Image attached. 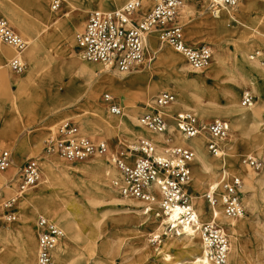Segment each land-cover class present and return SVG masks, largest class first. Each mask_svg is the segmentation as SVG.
<instances>
[{"label": "rangeland", "instance_id": "1", "mask_svg": "<svg viewBox=\"0 0 264 264\" xmlns=\"http://www.w3.org/2000/svg\"><path fill=\"white\" fill-rule=\"evenodd\" d=\"M99 1L100 0H71V2L78 7V11H74L70 14V18L73 21L71 24L73 41H75L76 34L82 29L86 22L89 12L99 10L97 8ZM126 1L127 0H121L116 6L115 4L114 6L111 5L108 7V10L104 11L115 9ZM34 2L43 4V8L47 11L49 10L47 0H0V4L4 8L3 11H5V9L10 10V12L12 11L16 18L10 21L1 12L0 15L4 17L13 30L27 42L26 48L19 52L13 47V49L10 48V45V47L6 46L8 45L6 43H0L4 49L7 48L11 51L8 56L9 61L6 63L9 70L10 85H0V141L6 144V146H0V148L7 149L11 153L10 167L4 172H0V264H23L22 256L24 254V248L29 241L28 235L30 233L33 236L32 257L35 260L36 233L34 231V224L38 216H44L55 220L63 230L62 222L58 221L56 217L50 216L44 209V206L52 201L51 195L55 191H57L61 200L67 199L66 194L63 193L59 186H50L40 182V180L36 186L27 190L22 196L15 198L16 189L13 182L9 184V186L4 185V183L8 181L11 175L17 172L26 158L36 156L41 159L43 155H45V152L42 150L44 140L50 137H56L57 128L66 121L71 122L77 127L75 136H86L93 139L105 140L108 142L111 149H115L117 144H122L123 146L131 145L139 138L145 137L142 133H137L138 130L143 131L145 128H143L139 122L137 124L129 120V117L134 114L139 121L141 114L152 108L154 99L159 93L164 91L172 92L177 100L182 93L194 95L201 101L203 106L208 108L207 116H201L194 111L192 101L188 103L187 108L175 107L174 105L170 106L169 114L172 115L173 113L182 111H191L203 121H210L217 118L228 121L230 125V135L222 144V152L225 153L226 170L229 174H237L238 176H240V174L237 172L244 174L248 171L254 174V176L258 175L251 168L242 164L241 159L246 155L258 153V148H261L259 151L264 149V136L262 137V143L259 145L260 147H253L249 139L246 141L241 138L239 134V129L243 127L245 114H239V111L231 115L224 113L213 114L212 108L222 109L229 101L239 104L241 94L244 91H249L255 96V101L261 104V117H264V90L263 94H258L253 90V85L250 81L235 85L233 81L230 80L231 73L221 72L216 74V72L210 68L211 65L202 69V72H187L188 74L186 75L183 66L188 63L170 46L166 44L161 45L158 32H156L157 43L161 45V50L150 55L144 54V59L142 63L139 64L143 67L137 66L131 69L130 72H126V74L123 73L125 79L135 74L134 71L136 69L142 68L145 74V78L141 82L142 92L129 94L120 91L116 94L108 90V87H103L98 94V103L95 104L87 94V77L78 73L73 67H69V69L65 68L68 57L70 60L71 55L68 56L63 53L65 45H61L62 43H60V41L59 43L53 41L51 46L45 45L46 48L40 49L32 61L24 55V51L29 47L28 42L30 41L31 31L34 26H37V18L41 17L40 13H42L35 10ZM89 3H91V9L88 8L84 10ZM207 4L208 0L206 2L203 0H193V4L190 6L193 12L188 14L186 19L179 17L177 14V20L178 23L183 26L185 37L188 41L206 44L210 47L211 51H213L215 43H219V40L211 27L205 22H202V18L210 16L211 11L208 10ZM247 5L250 6L249 10L244 9ZM151 7L152 2L150 1L149 6L146 7L144 11L142 10L141 15L145 14ZM66 9L65 1L63 0L57 11L61 14L64 13ZM200 12H202L201 15H199ZM234 13L235 19L247 25L245 27V34H242L246 36V39L242 43H238L240 48L248 46V54L256 47H264L262 41L253 39V37L250 36L252 32H254V29H258L260 33L264 34V0H244L243 2L239 0L237 11H234ZM76 15L77 19H73ZM234 18H230L229 20L231 27H236L237 25ZM42 19H44L43 15ZM256 20L259 21L256 23ZM65 26L69 28V21L66 19L61 27L63 28ZM22 27L23 31L21 30ZM221 48L224 49V58L228 65L237 63L240 60L242 61V55L238 51H235V45L232 41H227ZM71 50L74 53L78 52L75 46H71ZM167 51L173 52L178 56V59L171 60L161 55L167 53ZM4 55L7 56V54ZM16 55H19L24 63V69L21 72H13L9 65L10 60ZM232 55L236 56L235 60L231 57ZM4 57L3 59L5 60ZM243 62L246 65L244 59ZM83 63L89 66L93 65V63L84 61ZM247 69L249 70L250 68L247 66ZM103 76L104 74L100 75L99 78H103ZM247 77L249 79L252 78L251 82H256L249 74H247ZM225 85L232 86V93L234 94L224 92L223 86ZM69 91L72 98L78 96L80 99L74 103H67L69 101ZM105 93H110L114 96L116 102L122 107L123 115L120 118L108 112L107 105L103 100V95ZM101 116L111 122L112 129L110 133L101 132L97 135L79 134L80 122L83 118L86 117L97 122ZM262 123L261 120V126L259 129L253 131L252 134H264V125ZM171 126L174 127V124H171ZM169 133L170 131L166 135H170ZM202 137L205 140V150L210 157L212 155L206 147L207 138L204 136ZM19 141L23 142V151L17 154L13 149ZM36 143L39 144V147L36 146ZM52 155H55L53 157H55L56 160L71 167L73 170L84 167L94 160L105 162L104 157L100 156L81 162H69L56 153ZM13 164H15L16 167L12 166ZM219 167L220 165L217 169H219ZM73 173L76 178L82 176L80 172ZM193 175V170L191 169V181L188 194L200 196L202 190L192 185ZM218 178L219 174L217 172L214 178L215 182H217ZM110 185H112V182H110ZM263 187L264 180L262 185L257 189ZM71 191L74 196H81L78 187H74ZM241 192L242 203L245 208V218L241 222V226H239L237 234L235 235V237H237L236 240L234 241L229 236L230 243H232V245L235 244L239 250V260L237 264H264V200L256 192V208L252 210L245 202V199L243 200L245 195L242 190ZM113 194L118 197L121 196L116 192H113ZM10 198H15L13 205L15 219L13 221H6V217L4 216V203ZM31 198H33V200L36 198L35 203L30 202L24 206L23 201L26 202L27 199L31 200ZM203 199H205L207 205H209L206 197L203 196ZM40 200H43L42 203L44 205L38 204ZM216 206L221 211L219 204ZM86 207L91 210L93 216H88V214L84 212L82 218H80L79 222L82 228L81 237L76 239L75 243H70V247L66 254L69 262L74 264H177V262L189 264L186 263V261L190 260L188 256L179 255L178 251L175 249L164 248L163 244L166 242L167 235H160L159 239L151 238V233L154 232V227L158 224V218L151 216H147L146 218L140 217L141 221H146L145 224H141V222V225L130 221H117L114 216H119V213L113 209L119 208L120 206L113 207L112 203L107 200L104 202L100 201L99 204L93 206L86 203ZM94 219L95 221L99 219V223L101 220V235L95 249H91L87 244V238L89 236L91 238L95 236L93 231L95 224ZM225 228L228 229L227 227ZM139 230L145 233V247H139ZM64 232L63 230V233ZM226 232L229 235V231L227 230ZM170 236L181 237L176 234H170ZM63 238L61 240H63ZM102 240L108 242L109 249H107V251H101L100 249L99 242H102ZM196 243L199 244V248L196 246L195 252L193 253L199 254V251H201L200 238L196 240ZM147 248H149L148 251H146ZM166 252L171 255L170 260L164 259L163 254ZM53 262L56 264L55 261Z\"/></svg>", "mask_w": 264, "mask_h": 264}, {"label": "built area", "instance_id": "2", "mask_svg": "<svg viewBox=\"0 0 264 264\" xmlns=\"http://www.w3.org/2000/svg\"><path fill=\"white\" fill-rule=\"evenodd\" d=\"M63 0H47L50 10L57 11ZM152 7L143 15L142 0H127L121 6L109 10L89 12L82 29L75 36L76 48L81 58L99 64L119 73L129 72L144 59L146 36L151 31L158 32L160 44L170 46L193 68L202 70L210 62L211 49L206 44L193 43L185 37L183 26L177 20V8L181 0H150ZM239 0H212L209 9L215 8L237 11ZM233 13L232 15H234ZM0 40L18 52L26 48L27 42L13 30L8 21L0 15ZM249 59L264 64V47L254 48ZM13 72H21L24 63L20 57L9 62ZM108 112L121 116L122 107L110 93L103 95ZM176 100L172 92H161L152 108L141 114L140 125L153 132L167 134L174 124L175 130L188 140L201 135L207 138L206 147L213 157L222 154V144L229 137L230 125L223 119L203 121L191 111L173 113L167 108ZM255 96L249 91L241 94L242 106H250ZM264 124V117H263ZM77 127L69 121L57 128L56 137L44 140L43 151L56 153L69 162H81L97 156L117 171L112 186L123 197L141 202L143 215L161 218L178 210L175 222L165 224L164 235L176 234L177 229L188 227L198 233L205 260L198 264H228L230 239L225 228L212 221H202L188 194L191 177V162L194 150L186 144L158 145L149 138L142 137L131 145L117 144L111 149L105 140L86 136H75ZM36 156L24 160L16 173L8 178L15 185V198L37 185L40 177V163ZM242 164L255 173L264 174V149L241 159ZM11 153L0 148V172L10 167ZM242 179L237 174H229L222 169L210 196L206 199L211 207L219 204L223 215L239 219L245 214L242 203ZM15 198L5 201L6 221H13ZM36 233V264H53V251L64 233L59 224L48 217L38 216L34 224Z\"/></svg>", "mask_w": 264, "mask_h": 264}, {"label": "bare ground", "instance_id": "3", "mask_svg": "<svg viewBox=\"0 0 264 264\" xmlns=\"http://www.w3.org/2000/svg\"><path fill=\"white\" fill-rule=\"evenodd\" d=\"M64 1L67 9L64 13L61 14L59 11H52L50 9L47 11L43 8V4L34 2L35 10L39 13H42H40L41 17L37 18V26H34L31 31L32 33L30 35V41L28 42L29 47L24 51V55L32 61L34 60L36 53L40 49L46 48L45 45L51 46L53 41H57V43H59L60 41V43H62L61 45H65L63 53L67 54L68 56L71 55L70 60L68 57V61L65 65V68L69 69V67H73L78 73H81L82 75L87 77V94L95 104L98 103V94L100 89L103 87H108V90H111L116 94H118L120 91L129 94H134L136 92L141 93V82L145 78V74L143 73L142 68L136 69L134 71L135 74H132L130 77L124 79L123 73L108 69L99 64H93L92 66L86 65L85 63H83L84 60L81 58L80 52L78 51L76 52V54L71 50V46L76 47V44L75 41L72 40L71 24L73 21L70 18V14L74 11H78V7L74 5L71 0ZM119 1L121 0H100L97 5V8L103 11L108 10V7H110L111 5L114 6V4L116 6ZM203 1L206 2L207 0ZM211 1L212 0H208L207 4V8L210 11L211 9H209V4ZM243 1L244 0H242V2ZM149 4V0H142L141 9L144 11L145 8L149 6ZM191 4H193V0H181V3L177 8V14L179 15V17L186 19L188 17V14H191V12H193L190 7ZM90 5L91 3H89L86 8L84 7V10H87L88 8L91 9ZM3 9L4 8L0 4V12L10 21L16 18L15 14H13L12 11L10 12V10L6 9L5 11H3ZM244 9L249 10L250 6L247 5L244 7ZM223 10L225 9L215 8L213 12H210L209 17L202 18V22H205L211 27V29L217 35V39L219 40V43H215V48L213 49V51H211V60L207 67L211 65L210 68L214 70L216 74L221 72L228 74L231 73L232 75L230 77V80L233 81V84L235 85L240 84L241 82L250 81V83L253 85V90L261 95L263 94L264 90V64L249 59V53L247 54L248 46H243V48H240V45L238 44L242 43L246 39V36L242 34H245V27L247 25H244L243 23L235 19L234 15H232L234 12H232L231 10ZM201 14L202 12L199 13V15ZM42 15L44 19H42ZM230 18L235 19V21L237 22L236 27H231L229 21ZM65 19L69 21V28H67L66 26L63 28L61 27ZM73 19H77V15L73 17ZM258 21L259 20H256L255 22L257 23ZM21 30L23 31V27L21 28ZM250 36L253 37V39L260 40L264 43V34L260 33L258 29H254V32H252ZM229 40L232 41L235 45V51H238L242 55V61L240 60L237 63H232L231 65H228V63L225 61L224 49L221 48V46ZM157 42L158 41L156 31L153 30L148 33L145 41L144 54L150 55L154 52L156 53L160 51L161 45L163 44L159 45ZM0 43L3 42L0 40ZM6 46L10 47L9 45ZM9 53H11V51L7 48L4 49L0 44V85H10L9 70L6 64L9 61ZM4 54H7V56H5ZM161 55L163 57L166 56L171 60L178 59V56L171 51H167V53H163ZM3 57L5 58V60L3 59ZM15 57L20 56L16 55ZM231 57L235 60L236 56L232 55ZM243 59L246 62V65L244 64ZM138 66L143 67L142 65ZM247 66L250 68L249 70L247 69ZM183 67L186 72V75L188 74L187 72L198 73L203 71L193 69L189 64H186ZM102 74H104L103 78H99V76ZM247 74H249V76H252L253 80H255L256 82H251L252 78L249 79L247 77ZM223 91L226 93H232L233 87L225 85L223 86ZM79 99L80 97L78 96L72 98L69 91V101L67 103H74ZM191 101L193 102L194 111H196L201 116L208 115V108L203 106L201 104V101L197 99V97L194 95H186L182 93L179 99H176L175 102L172 103L170 106L174 105L175 107L187 108L188 103ZM169 107L166 109L168 112H170ZM237 111L240 112L239 114H245L243 127L239 129V134L241 135V138L246 141L247 139H249V142L251 145H253V147H258L262 143V137L264 136V134L255 135L252 134V132L259 129V127L261 126V120L263 122V117H261V104L255 101L250 106H242L241 103L235 104L233 101H229V103L222 109L212 108L213 114L224 113L231 115ZM121 116H117V118H120ZM129 120L137 124L139 122L138 119L134 116V114L129 117ZM111 129V122H109L103 116H101L97 122H94L85 117L80 122L79 134L97 135L101 132L110 133ZM169 131L170 135H166L163 133H153L147 129H143V131L138 130L137 133H142L143 136L150 138L152 142L157 145L159 143H167L168 146L173 144H186L193 148L194 157L191 162V169L193 170L194 175L192 179V185L196 188H200L202 191L200 192V196L190 195L191 201L195 206V209L202 221H212L222 226V228L227 227L228 229H225L229 231L230 238L235 241L237 238L235 237V235L237 234L238 228L239 226H241V222L245 218V215H243L239 219L227 218L223 215L219 208H217V206L211 207L207 205L205 199H203V196L207 197L211 195V192L215 185L214 178L217 172L219 174L222 169H225V172L227 171L225 163V153L222 152L221 156L217 158H213L212 156L209 157L205 150V140L201 135H197L188 140H185L175 130L173 126L169 127ZM0 146H6V144H4L3 141H0ZM36 146L39 147V144L36 143ZM158 149L161 150V147L159 145ZM260 149L261 148H258L257 152H260ZM13 150L17 154L22 153L23 142H17V145L16 147L14 146ZM53 156L55 155L45 153V155H43L41 159L39 157L38 158L40 160L39 163L41 173L39 181L41 180L40 182H43L44 184H48L50 186H59V188H61L63 193L67 196V199L61 200L59 198V194L57 193V191H55L51 195L52 201L48 205L44 206L45 211L50 216L56 217L58 221L62 222L63 230L65 231L63 240H61L57 244L53 251V261H55L56 264H74L69 262V259L66 257V254L70 247V243H75V240L81 237L82 228L79 220L80 218H82L83 213L86 212L88 216H93L91 210L87 209L86 203L93 206L99 204L100 201L104 202L107 200L108 202L112 203L113 207L120 206L119 208L113 209L114 211H117V213H119V216H114L115 220L120 222L130 221L134 222L135 224H140L142 222L141 224H145L146 221H141L140 217L146 218L148 215H143V209L141 208L142 204L139 200L123 196L118 197L113 194V192L117 193V190L112 185H110V182H113V180L116 179L118 176L117 171L113 166H110L108 163H103L99 160H94L92 161V163L85 165L84 167L76 168L73 170L71 169V167L64 165L59 160H56V158ZM219 165L220 167L219 169H217ZM12 166L16 167L15 164H13ZM73 172H80L82 176L76 178ZM237 173H239L240 177L242 178L243 184L241 190L245 195L243 197V200L245 199V202L249 205V207L254 210L256 208V194L258 193L259 196L264 200V187L257 189L259 188V186L262 185V182L264 180V174L256 173L258 175L254 176V174H252L250 171L244 174H241L240 172ZM4 185L9 186L8 181L5 182ZM74 187L79 188L81 194L80 197H76L73 195L71 190ZM35 201L36 198L34 200L33 198H31V200L27 199L26 202L23 201V205L26 206L27 203H35ZM42 202L43 200H40L38 201V204L44 205ZM177 214L178 210L174 209L170 214L159 218L158 224L154 227V232L151 233V238L159 239L160 235H164L165 233H163V226L165 224H171L172 222H175ZM94 223L95 224L93 231L95 233V236L93 238H91L90 236L87 238V244L91 247V249H95L101 235V220L99 223V219H96ZM177 231L178 236L181 237L170 236V234L168 233L166 237V242L163 244L164 248H172L177 250L179 255L188 256L190 260L186 261V263L189 264H198L200 260H205V257L202 253V248L201 251H199V254L193 253L195 252L196 246H198L199 248V244L196 243V240H199L198 233L191 231L188 227H184L183 229L179 228L177 229ZM138 237L140 240L139 247H145L146 243L144 241V231L139 230ZM28 238L29 241L27 242V246L24 248L22 261L23 264H36V258L34 260L32 257L33 236L31 233L28 235ZM99 245L101 251H107V249H109L108 242L106 240H102V242L100 241ZM148 250L149 248H147L146 251ZM163 257L166 260H170L171 255L166 252L163 254ZM238 260L239 250L235 244L232 245V243H230V250L227 257V263L237 264ZM177 264L182 263L177 262Z\"/></svg>", "mask_w": 264, "mask_h": 264}]
</instances>
